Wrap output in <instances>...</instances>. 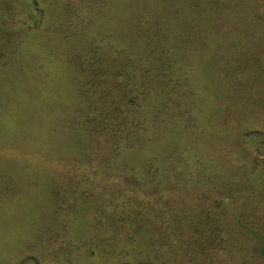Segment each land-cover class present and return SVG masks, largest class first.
Here are the masks:
<instances>
[{
	"label": "trees",
	"instance_id": "obj_1",
	"mask_svg": "<svg viewBox=\"0 0 264 264\" xmlns=\"http://www.w3.org/2000/svg\"><path fill=\"white\" fill-rule=\"evenodd\" d=\"M125 2L0 0V72L23 56V25L46 30L61 51L32 78L46 89L68 51L90 140L35 189L54 214L15 264H264V134L252 152L243 140L264 130L256 0H151L137 18Z\"/></svg>",
	"mask_w": 264,
	"mask_h": 264
},
{
	"label": "rangeland",
	"instance_id": "obj_2",
	"mask_svg": "<svg viewBox=\"0 0 264 264\" xmlns=\"http://www.w3.org/2000/svg\"><path fill=\"white\" fill-rule=\"evenodd\" d=\"M125 1L129 7L124 13L137 18L151 0ZM255 9L264 18V0H256ZM21 29L30 35L23 56L9 70L0 72V199L7 200L11 205L8 209L13 212L8 218L0 213V264L22 262L29 254H25L28 240L46 233L56 203L54 195L37 193L35 189L40 187L42 178L63 174L68 156L81 152L90 141L87 129L79 125L76 108L82 100L75 92L74 78L65 62L68 51L64 50L60 60L50 67L49 82L44 83L43 89L32 78V68L42 64L46 53L58 57L60 45L49 41V37L44 40L46 30L34 23ZM50 38L57 39L55 35ZM208 71L203 65V81L207 80ZM263 134L264 130L253 128L243 136L244 147L252 152L249 137ZM42 153L44 158L39 160L37 154ZM11 188L17 194L6 190ZM70 223H79L75 214Z\"/></svg>",
	"mask_w": 264,
	"mask_h": 264
}]
</instances>
